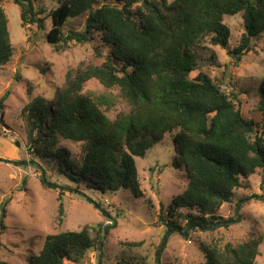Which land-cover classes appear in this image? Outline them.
Returning <instances> with one entry per match:
<instances>
[{
    "label": "trees",
    "instance_id": "trees-1",
    "mask_svg": "<svg viewBox=\"0 0 264 264\" xmlns=\"http://www.w3.org/2000/svg\"><path fill=\"white\" fill-rule=\"evenodd\" d=\"M4 1L0 0V68L10 62L14 51ZM12 1L21 9L24 28L28 24L44 27L34 0ZM240 12L245 33L239 46L231 49V31L223 19ZM84 13H88L84 29L65 33L66 22ZM97 35L110 48L101 65L80 69L74 79L68 75L67 86L55 99L39 94L24 106L28 145L77 184L65 186L70 192L86 195L78 186L84 183L95 191L128 190L141 196L136 158H145L170 133L177 149L174 165L186 172L188 183L166 211L161 209L159 220L167 233L229 226L232 218L225 220L217 211L233 200L235 189L244 187L257 169H264V136L210 75L199 72L191 77V73L198 68L196 51L203 36L209 35L210 43L227 50L236 62L251 51L253 39L264 35V0H61L51 12L47 41L56 51L72 41L85 45ZM93 77L106 87L118 86L131 111L111 122L102 98L82 93L83 84ZM4 99L5 95L0 98V110ZM259 110L264 132V84ZM61 138L82 145L79 162L55 148ZM9 161L41 168L35 159ZM40 181L45 188L60 187L44 169ZM62 194L60 214L64 213ZM87 199L110 216L100 203ZM179 208L187 212L179 213ZM179 217L185 219L186 228ZM111 226L86 224L80 230L48 234L29 264H65L68 259L78 263L93 247H100ZM1 227H5L3 218ZM92 229L97 230L95 237ZM261 242V238H251L220 248L207 246L206 259L200 264H256ZM166 243L163 238L158 255Z\"/></svg>",
    "mask_w": 264,
    "mask_h": 264
},
{
    "label": "rangeland",
    "instance_id": "rangeland-1",
    "mask_svg": "<svg viewBox=\"0 0 264 264\" xmlns=\"http://www.w3.org/2000/svg\"><path fill=\"white\" fill-rule=\"evenodd\" d=\"M60 2L34 0L36 10L44 19L43 28L36 24L24 28L20 7L12 0L3 2L14 51L10 62L0 68V98L5 95L4 123L16 132L5 130L0 123V140L11 141L18 153L0 157L3 159L0 161V230L2 218L5 225L0 233V264H29L30 256L42 249L46 235L100 223L103 227L112 225L100 247H93L78 263L68 259L65 264H200L206 259L207 246L220 248L228 242L236 244L251 238H261L255 262L264 264V169H257L244 187L235 189L233 200L218 209V215L225 220L232 218L229 226L167 233L166 226L159 220L161 209L164 207L163 212L166 211L188 183L186 172L174 165L177 149L172 134H165L145 158H136L141 196L128 190L95 191L84 183L78 186L86 195L70 192L65 186L76 187L77 184L60 172L52 160L38 157L31 149L24 136V106L39 94L55 99L59 90L67 86L68 75L74 79L80 69L90 64L101 65L110 52L98 35L85 45L72 41L56 51L47 41V33L51 28V12ZM87 17L88 13H84L70 18L64 32L83 30ZM223 22L231 31L228 46L231 49L239 46L245 33L243 12L225 15ZM209 38L206 35L200 41L196 51L198 68L191 77L199 72L210 75L234 98L244 117L256 122V131L264 136L263 115L259 110L264 84V35L253 39V49L239 62L221 46L211 44ZM82 93L101 97L103 110L111 122L131 111L118 86L106 87L95 77L83 84ZM55 148L63 149L74 163L79 162L83 154L82 145L69 139L61 138ZM20 159H35L41 168L29 164L17 166L9 161ZM43 169L48 179L60 187L45 188L41 184ZM61 191L62 214L59 213ZM87 197L100 203L111 217L104 215ZM240 200H243L242 205L236 209ZM6 201V213L2 217ZM178 212L187 210L179 208ZM179 222L186 228L185 219L179 217ZM91 234L95 237L97 230L92 229ZM163 238L167 241L166 247L158 255ZM138 243L141 244L136 246Z\"/></svg>",
    "mask_w": 264,
    "mask_h": 264
},
{
    "label": "crops",
    "instance_id": "crops-1",
    "mask_svg": "<svg viewBox=\"0 0 264 264\" xmlns=\"http://www.w3.org/2000/svg\"><path fill=\"white\" fill-rule=\"evenodd\" d=\"M3 112H4V109H3ZM5 113V112H4ZM4 113H3V122H4ZM2 121H0V123L2 124V127L5 129V130H10V131H14L16 132L14 129H12L11 127H9L8 125H6L5 123H3ZM21 129H23V126L21 127ZM24 136H26V134L24 133ZM12 143L10 141V143L6 140H0V157L1 156H5V155H10L12 154L13 152L14 153H18L16 150L13 149L12 147ZM16 151V152H15Z\"/></svg>",
    "mask_w": 264,
    "mask_h": 264
},
{
    "label": "built area",
    "instance_id": "built-area-1",
    "mask_svg": "<svg viewBox=\"0 0 264 264\" xmlns=\"http://www.w3.org/2000/svg\"><path fill=\"white\" fill-rule=\"evenodd\" d=\"M3 117V115H2V111L0 110V118H2Z\"/></svg>",
    "mask_w": 264,
    "mask_h": 264
}]
</instances>
